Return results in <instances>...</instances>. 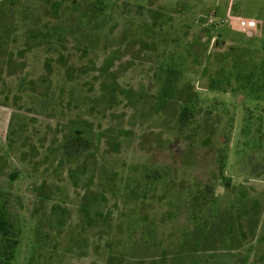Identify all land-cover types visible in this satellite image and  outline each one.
I'll use <instances>...</instances> for the list:
<instances>
[{
  "label": "rangeland",
  "instance_id": "374dc122",
  "mask_svg": "<svg viewBox=\"0 0 264 264\" xmlns=\"http://www.w3.org/2000/svg\"><path fill=\"white\" fill-rule=\"evenodd\" d=\"M0 192L15 264H264V0H0Z\"/></svg>",
  "mask_w": 264,
  "mask_h": 264
},
{
  "label": "trees",
  "instance_id": "16d2710c",
  "mask_svg": "<svg viewBox=\"0 0 264 264\" xmlns=\"http://www.w3.org/2000/svg\"><path fill=\"white\" fill-rule=\"evenodd\" d=\"M196 57L198 56L196 55ZM142 58L144 59L140 61V63L144 64L147 62L145 60V55L142 56ZM149 73L151 74V71ZM186 102L190 103L191 101L188 99ZM189 119V113H187V110H184L181 113L179 122L182 126H186ZM91 146L93 145L89 136H83L82 134H69L64 138L60 153L66 160L72 162V160H78L82 156H85L91 149ZM53 153L57 152L55 151ZM147 164L149 166H143L142 172L147 174V178L150 181H153L152 183L156 184L162 182L165 176L164 172L171 168L169 166L156 165L152 162ZM218 165L221 172L224 174L226 168L225 161L219 160ZM150 171H152V173ZM201 188H203V190H201ZM196 189L198 192L194 193L195 195H193V198L189 200L194 218H198L202 211L208 208V205L215 202L214 199L203 198L201 196L204 194H214L212 193L211 185L205 184L204 186H201V184H198ZM10 194L11 193L0 192V264H15L23 234V227L20 224V221L16 219V216L12 213V197Z\"/></svg>",
  "mask_w": 264,
  "mask_h": 264
},
{
  "label": "crops",
  "instance_id": "0c3cea01",
  "mask_svg": "<svg viewBox=\"0 0 264 264\" xmlns=\"http://www.w3.org/2000/svg\"><path fill=\"white\" fill-rule=\"evenodd\" d=\"M195 46H197V47H195ZM194 46V52H196V53H198V45H195ZM181 168L183 169V170H187L186 169V167H185V165H181ZM205 185V184H204ZM242 196V195H241ZM203 198L205 197V198H209V199H214L215 200V202L217 201V198L219 197V195L218 194H211V195H207V194H204L203 196H202ZM242 197H245V196H242ZM215 202H213L212 204H210V205H208V207L209 206H212V207H215L216 205H217V203L215 204ZM214 212H217V207H215V210H214ZM213 212V213H214ZM199 217V216H198ZM197 219H199V218H197ZM200 221V220H199ZM236 221V220H235ZM235 221H234V223H235Z\"/></svg>",
  "mask_w": 264,
  "mask_h": 264
},
{
  "label": "built area",
  "instance_id": "2783aa9c",
  "mask_svg": "<svg viewBox=\"0 0 264 264\" xmlns=\"http://www.w3.org/2000/svg\"><path fill=\"white\" fill-rule=\"evenodd\" d=\"M257 26V22L255 21H240V27L244 30V31H248V30H252Z\"/></svg>",
  "mask_w": 264,
  "mask_h": 264
},
{
  "label": "flooded vegetation",
  "instance_id": "af4514ba",
  "mask_svg": "<svg viewBox=\"0 0 264 264\" xmlns=\"http://www.w3.org/2000/svg\"><path fill=\"white\" fill-rule=\"evenodd\" d=\"M216 44L218 45L217 42H216ZM195 47H197V46H195ZM74 134H77V133H74ZM64 138H65V136L62 138V141H61V143L59 144V145H60V148H59L60 150H61V148H62V144H63V142H64ZM52 152H55V150H52V149H51V153H52Z\"/></svg>",
  "mask_w": 264,
  "mask_h": 264
}]
</instances>
